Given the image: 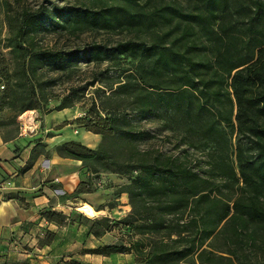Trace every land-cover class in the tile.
Instances as JSON below:
<instances>
[{
    "label": "trees",
    "instance_id": "obj_1",
    "mask_svg": "<svg viewBox=\"0 0 264 264\" xmlns=\"http://www.w3.org/2000/svg\"><path fill=\"white\" fill-rule=\"evenodd\" d=\"M182 2L144 0L145 9L139 0H82L69 8L73 20L134 36L73 48L43 46L35 35L44 20L61 26L54 13L10 9L16 28L7 37L12 60L0 59V112L39 109L57 80L68 84L47 113L71 107L92 87L83 115L68 123L99 142L67 139L53 150L80 161L83 178L72 195L93 192L103 171L124 177L117 192L129 210L115 224L131 237L86 252H131L130 264H244L237 250L264 243V0ZM147 118L175 132L177 155L138 148L154 137L138 126ZM42 215L72 221L61 211Z\"/></svg>",
    "mask_w": 264,
    "mask_h": 264
},
{
    "label": "rangeland",
    "instance_id": "obj_2",
    "mask_svg": "<svg viewBox=\"0 0 264 264\" xmlns=\"http://www.w3.org/2000/svg\"><path fill=\"white\" fill-rule=\"evenodd\" d=\"M82 0H0V59L6 64L12 60L13 53L10 52L7 45L8 35L14 34L16 28V20H14L10 9L18 8L21 5H26L31 10L36 9L37 6L43 7V13L50 15L54 13L59 18L61 26H48L47 21H43V28L40 29L35 35L40 38L43 46H63L66 48H73L80 46L86 42H99L104 44H112L118 40H124L132 38L127 31L115 30H103V29H91L89 25L82 20H73L69 12V8L80 5ZM158 1V0H156ZM164 2L174 0H162ZM183 1V0H177ZM143 8L148 6L144 3V0H139ZM183 3V2H182ZM108 63L106 61L101 62L95 66L96 70L104 68ZM110 66V65H109ZM79 70L90 69V64L86 65L80 63L77 65ZM108 75L114 76L115 71L110 69L107 72ZM87 75V74H86ZM83 79V78H82ZM80 83V81H79ZM68 82L58 80L48 90L51 93L45 102H41L39 109H23L22 111H9L5 110L6 124L18 129L22 128L23 135L29 134L31 130H41L47 125L49 128L47 132H42L44 137L52 136L55 132L58 137L55 139V143H59L63 140L71 139L79 141L88 147L94 148L100 140V136L85 132L80 125H73L70 128L68 126V117H81L85 111L86 106L89 104V95L92 87H88L83 97L78 101L75 100L71 107H68L69 112L66 114H59L60 110H51L45 112V109L54 107L61 102V95L65 93V88ZM6 82L0 78V91L4 90ZM28 110V111H25ZM30 113V115H29ZM31 116L32 121L28 122L25 116ZM134 121V120H133ZM21 122L22 124H20ZM140 129H146L150 133H154V137L147 138L141 142H138L139 149L145 148H157L160 152L167 155H177L182 145H177L172 130L162 126L160 121L153 120L151 118L141 119L138 121ZM175 133V132H174ZM54 146V145H53ZM192 151V150H189ZM196 159L202 160V155L198 150L194 151ZM94 167V166H93ZM204 168H199L200 172ZM103 181L101 188H93L91 193L74 194L71 195L70 206L74 209V216L78 218V221L83 223L80 231L69 230L60 231V236L66 237L67 245L60 246L61 242H58V255L57 261L51 260L47 264H130L133 261V254L131 252H115L107 255L96 254L86 252L87 249H93L105 244L124 246L126 241L131 237L124 228L116 225L115 222L124 217L127 214L126 207L127 197L124 193H118L117 190L121 185L127 183L123 176L115 174L110 171H103L99 174ZM94 181V180H93ZM83 206H88L89 209L94 211L93 213H86L83 211ZM104 224V226H103ZM260 238L264 241V231L259 232ZM215 245L221 243L220 239L212 240ZM260 246L255 248L254 246L245 245L242 249L237 250L238 260L244 264H264V243L258 238L256 240Z\"/></svg>",
    "mask_w": 264,
    "mask_h": 264
},
{
    "label": "crops",
    "instance_id": "obj_3",
    "mask_svg": "<svg viewBox=\"0 0 264 264\" xmlns=\"http://www.w3.org/2000/svg\"><path fill=\"white\" fill-rule=\"evenodd\" d=\"M67 112L63 108L58 115ZM3 114L5 110L0 112V264L56 262L58 242L67 245V236H60V231L84 228L70 206L73 190L83 178L80 161L53 150L58 135L44 137L47 125L23 135L19 128L10 129ZM124 207L129 210L128 204ZM46 210L61 211L72 221L50 222L42 215ZM82 210L93 213L88 206Z\"/></svg>",
    "mask_w": 264,
    "mask_h": 264
},
{
    "label": "built area",
    "instance_id": "obj_4",
    "mask_svg": "<svg viewBox=\"0 0 264 264\" xmlns=\"http://www.w3.org/2000/svg\"><path fill=\"white\" fill-rule=\"evenodd\" d=\"M20 124H22L21 122H19ZM23 125V124H22ZM20 129V132L22 133V128H19ZM23 134V133H22ZM102 183H103V181L101 180V179H95L94 181H93V183H92V185L95 187V188H101V186H102Z\"/></svg>",
    "mask_w": 264,
    "mask_h": 264
},
{
    "label": "bare ground",
    "instance_id": "obj_5",
    "mask_svg": "<svg viewBox=\"0 0 264 264\" xmlns=\"http://www.w3.org/2000/svg\"><path fill=\"white\" fill-rule=\"evenodd\" d=\"M29 115H30V113H29ZM29 115L25 116V119H26L28 122H31V121H32V118H31V116L29 117Z\"/></svg>",
    "mask_w": 264,
    "mask_h": 264
}]
</instances>
